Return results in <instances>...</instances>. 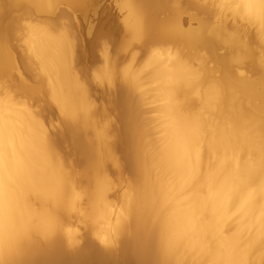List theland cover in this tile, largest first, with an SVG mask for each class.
<instances>
[{
	"label": "bare ground",
	"instance_id": "1",
	"mask_svg": "<svg viewBox=\"0 0 264 264\" xmlns=\"http://www.w3.org/2000/svg\"><path fill=\"white\" fill-rule=\"evenodd\" d=\"M4 1L0 80L14 67L8 34L22 31L18 39L26 56L21 53V66L40 86L34 87V79L33 88V81L29 86L11 82L17 83L18 96L41 97L46 88L45 99L57 106L63 121L54 135L38 113L19 103L21 97L18 102L14 93L0 96V264H264V0H221L237 18L257 24L258 29L251 24L258 31L253 37L258 33L261 40L256 52L244 40V27L237 33L199 21V27L185 29L174 7L173 18L165 20L152 16L146 0H123L131 40L178 39L193 54L165 48L147 53L146 78L160 103L154 107L161 127L153 145L140 106L143 94L137 95L146 85L142 71L122 75L111 99L119 118L113 146L103 140L107 136L96 134L87 92L71 73L69 34L55 32L52 25L44 28L50 23L42 28L27 21L22 29L16 15L26 4L38 14L57 3L82 10L83 0ZM92 4L95 18L98 6ZM14 11L18 29L8 19ZM223 49L226 57L218 55ZM210 62L219 65L210 69L221 72L218 81L210 80ZM240 69L255 79L242 77L247 73L239 75ZM193 95L200 106L195 107ZM62 149L76 161L71 164ZM104 158L122 159L132 179L121 197L113 243ZM77 189L86 200L79 214ZM75 217L85 225L82 240L71 234Z\"/></svg>",
	"mask_w": 264,
	"mask_h": 264
},
{
	"label": "rangeland",
	"instance_id": "2",
	"mask_svg": "<svg viewBox=\"0 0 264 264\" xmlns=\"http://www.w3.org/2000/svg\"><path fill=\"white\" fill-rule=\"evenodd\" d=\"M90 1L91 0H83L82 10L77 9V11H75L71 9L69 6H67L65 3L63 4L57 3L52 9H50L49 11L45 13H41V14L40 13L38 14L37 12L35 13L34 12L35 10L32 9L33 7H31L30 5L29 6L31 7L32 11H29L30 7L27 6V4L26 6L29 9L26 8V6L24 5V9H23L24 12L20 11L23 8V5H21L22 7L18 9H19V12H22V14H20L18 10H16L17 12L16 15L20 16L21 20L19 18L18 19L21 21L20 22L21 25L19 24V20L17 21L16 19L15 22H18V24L22 27V29L23 27H25L23 25L27 24L26 23L27 21L30 22L28 23L29 26H31L32 24L33 25L35 24L36 26H39L42 28L44 26L42 24L50 23L48 26L46 25L44 28L46 27L50 28V25H52L53 27L51 29L54 30V27H55L56 29L54 30L55 32L58 30L61 31L63 29L69 34V38L72 41V47H73L71 73L76 78V80L80 83V85L85 88L87 92V96L89 98L88 107L92 114V124H93V128L96 134H98L99 139L100 138L103 139L102 136H107V138L103 140L110 146H113L115 144L114 142L115 132L113 133V130L119 122L118 121L119 118H117L116 116L117 108L114 107V105H112V100L114 98L116 84L118 82L120 83V80L123 74L127 73L128 75H132L136 73L138 70L142 71L140 72L142 73L141 78L142 77L145 78L143 82L144 83L146 82V85L144 86L142 91L137 92V95L139 96L140 94H143L144 100L140 106L142 109V115L145 117L143 118L145 119L146 122L150 124L148 126L147 125L148 123H146V126H147V129L149 128L151 130V132H149V129H148V132L150 134H153V135L149 134L148 136L150 137V139L148 140L151 141L153 145L155 141L152 142V139L154 140V138L156 139L159 136V134H157L156 131H158L157 128L160 129L161 127V124H159L160 123L159 119H157L159 117V114H157L158 111H156L154 107H156L157 104H160V103L156 101V92L154 90L155 89L154 83L149 81L150 79L146 78V77H149V75L146 74V71L149 69L145 67L146 62H147L146 58H148L147 53L150 52L149 50H154L155 48H165L168 53L179 51L182 55L187 56V55H190L191 53L193 54V51H190L178 39L170 40V39L158 38L156 40L155 39H144L141 42L133 41L131 40L130 32L127 29H125V21H126L125 19H127V12L125 11V9H123L124 8L122 6L123 0H92V2ZM146 1L151 5L152 16L153 17L157 16L156 18L158 19H165V20L169 19L170 20L173 18L172 13L170 12L171 7L178 9L179 10L178 16L181 19V21L184 22L185 29L186 28L189 29V26L192 29L199 27L198 25L199 21H203L210 25H216V26L219 25L222 31L230 29L232 32L235 31L239 33L238 31L240 32L242 31L241 27L245 28V26L247 25L245 30L243 28L242 32L244 34L246 33L249 39L246 40L247 36L246 34L245 35L243 34L244 40L245 41L250 40L247 42L249 47L253 48L255 45V47L257 48V51H258V48H260L261 43H259L258 47L256 46L258 42H261L260 36L257 33L258 36L255 35L253 37V35L256 34L255 32H258L257 30H255V29H258V28H255L257 24L253 23L254 24L253 25L251 23L254 26L255 28L254 29L251 26V24H248L249 23L248 20L246 22V20L242 19L241 17L237 18V15L235 14L234 11H232V9L229 8V5L227 3H224L221 0H168V2L169 1L170 3L172 2L174 6H172V3L170 4L166 2V0H146ZM2 2H5V1L0 0V3ZM92 3L98 6V12L95 18H94V11L96 7H93ZM189 3H191L192 5ZM89 6L91 8H89ZM29 12H32L33 14L27 15V13ZM10 14L8 17L12 18V15L15 14V11L14 13L11 12ZM16 15L13 16L12 19L8 17H6V19L8 18L9 21L12 23V25L17 28V25L14 24L15 22H13L14 19L16 18ZM8 19L6 21L4 20L6 24L9 23ZM241 20H242V23H240ZM233 22H236L235 25ZM28 25H26V27ZM249 26L252 28L251 30ZM231 27H234L232 28L234 30H232ZM20 30L21 28H19V31ZM252 30H253V33H252ZM19 31H16V33L18 34ZM246 31L249 32L250 36L248 35ZM20 32L22 33V31ZM21 33L19 34L21 35ZM4 34L6 36V33H3V36ZM19 34L18 35L15 34V36L13 34H10L11 36L8 34L9 38L7 37V40H8L7 46L9 49L8 51H10L12 55L14 67L9 72V75L7 74V77L3 78L2 81L0 80V84H1V82L3 83V80L8 79L7 82L6 80L4 81L5 89L3 88L2 85H0L1 87L0 96L2 98H6L8 96L12 97L14 93L13 100L14 99L16 100L15 97L17 96L18 102L20 100L19 97H21L22 101H20L19 103H21V105L24 104V106L29 107L30 110L33 109V111H35L36 114L38 113L37 117L43 120L48 131L56 135L62 129L63 116L62 114L58 112L57 106L55 104H53L52 106V102L50 103L48 99L47 100L45 99L44 96L46 94V88L44 89L42 87L43 88L42 89L40 87L42 92L45 91V93L39 94L41 97H44V99L43 98L40 99L41 97H38V96L37 98L30 97L26 94H21V96H18L20 90L19 89H18L19 91L16 90V87H18L17 83H19V81L20 82L24 81V82H27V83H24V85L29 86V84H31L33 81L32 79H34L33 77L30 76L32 74L27 73L21 66L22 59H20V57L22 56L25 59L26 55L25 53H22L24 52L23 50L24 46L22 47L23 43H21L18 39V36H20ZM256 36L259 38L257 39ZM251 38L253 39V41H251L252 40ZM254 39L257 42H254ZM255 47L253 48V50L255 49V52H256ZM224 51L227 52L225 49H223V50L218 51L219 53L218 52L217 53L218 55L221 54L222 56V53L223 55L225 53ZM21 53L24 54L25 56H23ZM230 55L228 54V57H230ZM226 56L224 55V57ZM196 62L197 61L195 62L193 61V65H195V67L197 66ZM210 63H212V66L209 68V71H210L209 76L212 74H213L212 76H214V77L210 76V80L212 79L213 81L220 80V76L218 74L220 73L221 75V72L219 71V73L217 74L216 71L213 70V73L211 71L214 67L217 68L219 65H217L216 63L214 65L213 62H210ZM210 63H206L207 65L205 66L207 67L211 65ZM233 64L234 63H232V66ZM234 66L236 67L235 64ZM234 68L233 70H235L237 67L235 69ZM242 71L247 73V74L244 73L245 74L244 76L241 75L242 77H245V76L249 77L251 75L252 79H255L256 76H254L253 78L252 72H249L246 69L245 70L242 69L240 72H238L239 75L242 74L241 73ZM214 73L217 74L218 78L215 76ZM11 81L17 82L16 85H13L15 84V82L13 83ZM34 81L36 82L35 84L36 86L34 85L35 83ZM34 81L29 87L33 88V85H34V87L39 88L40 85L39 84L37 85L36 79H34ZM111 82L113 84H111ZM149 82L151 83L148 84ZM7 83H8V86H7ZM9 83H10V86L13 85L15 86V88L13 87L14 89H12L9 86ZM19 85L21 84L19 83ZM205 85L206 84H204L203 87H205ZM8 87L10 88L8 89ZM1 89H4V91L3 90L1 91ZM13 90L16 91V93ZM5 91L7 92L12 91V93L11 92L5 93ZM195 98L196 100L194 101L193 99ZM24 99L26 100L27 105L29 103L28 106L25 105ZM191 99H192V102L193 103L195 102L194 104L197 105L195 107L200 106V101L198 100L197 96L193 95ZM197 100L199 101V103ZM47 101L49 102V104L47 103ZM30 106L32 108H30ZM21 107L23 108V106ZM113 107L115 111H113L114 110ZM53 108H55V110ZM157 125H160V126L157 127ZM150 126L154 128L151 129ZM153 129L154 131L156 130L154 133H153ZM104 132L105 134L103 135ZM155 146H153V149H155ZM153 149L151 148L152 151H155ZM62 153L63 155H65V157L69 160L71 164L74 161H76L75 156H72L71 154L66 153L63 149L60 152V154L62 155ZM118 154L119 156L121 155L120 152ZM103 160H104L103 161L104 166H106V169L104 167V170H106L105 173L108 175V179H109V188L107 191V202L111 210V216L109 219V233H110L111 241L113 243L115 242L113 229L115 225V220L120 210V202L124 194L126 193V190L129 188V187L127 188L128 184L130 185L132 183V179H130L131 175L128 169L124 168L122 159L120 160L116 158L115 160L114 158H108V159L104 158ZM116 164L119 165L123 169L121 170L120 173H117L118 168ZM75 167L78 168L79 171L83 169L82 166L77 167L76 164H75ZM76 194L77 196H76V203H75V213L79 214L80 212H82V210L86 209V205H85L86 200L81 195V193L78 191V189L76 190ZM84 226L85 225L83 224L82 220L79 217L71 218L70 220L71 234L74 237H76L78 240L80 239L82 240V237L84 236L86 232ZM93 237L95 239H98L97 232L94 233Z\"/></svg>",
	"mask_w": 264,
	"mask_h": 264
}]
</instances>
